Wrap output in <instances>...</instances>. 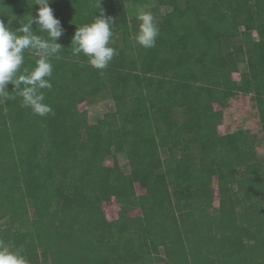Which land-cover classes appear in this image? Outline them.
<instances>
[{
    "label": "trees",
    "instance_id": "1",
    "mask_svg": "<svg viewBox=\"0 0 264 264\" xmlns=\"http://www.w3.org/2000/svg\"><path fill=\"white\" fill-rule=\"evenodd\" d=\"M130 1L51 0L64 29L42 90L52 111L23 107L12 84L0 98V241L28 264H264V157L255 134L219 132L230 99L250 95L264 142V0H169L147 49ZM38 8L0 0V20L16 30ZM101 15L122 38L103 70L71 47ZM36 59L26 51L22 69ZM104 94L115 109L91 123L79 105Z\"/></svg>",
    "mask_w": 264,
    "mask_h": 264
},
{
    "label": "clouds",
    "instance_id": "2",
    "mask_svg": "<svg viewBox=\"0 0 264 264\" xmlns=\"http://www.w3.org/2000/svg\"><path fill=\"white\" fill-rule=\"evenodd\" d=\"M50 3L51 0H35V4L39 5L36 15H31L16 30L0 20V98L8 96L10 92L7 86L12 84L13 91L22 97V106L30 108L39 116L52 111L50 105L44 102L45 94L42 90L52 88V58H58L62 46L57 41L64 33ZM137 19L139 26L135 41L146 49L154 47L159 27L153 14L141 11ZM34 23L38 25L37 30L47 33V38L33 30ZM113 24L111 17L101 15L96 16L93 22L77 27L71 41L72 54L78 57L83 53L87 56L89 65L99 70L105 69L117 54L116 49L110 46ZM26 51L34 52L37 57L35 67L31 70L22 69ZM0 264H28V261L22 254L0 241Z\"/></svg>",
    "mask_w": 264,
    "mask_h": 264
},
{
    "label": "rangeland",
    "instance_id": "3",
    "mask_svg": "<svg viewBox=\"0 0 264 264\" xmlns=\"http://www.w3.org/2000/svg\"><path fill=\"white\" fill-rule=\"evenodd\" d=\"M182 1V0H180ZM173 7V3L169 0H131L126 4L125 12L129 24L132 25L131 30L134 29L136 23V30H138L139 21L137 19L138 14L141 11L151 12L154 18H161L163 15L170 11ZM253 38L258 39V34L254 31ZM110 46L116 48L122 46V38L120 30L113 33L110 39ZM244 68V67H243ZM242 68V69H243ZM235 79L240 78V71L233 73ZM81 110L86 111L88 120L92 123L95 122L99 117L103 116L106 112L115 109L113 100L108 94H104L96 97L92 103L82 102L79 105ZM217 109H220L218 104L215 105ZM224 116L222 124L219 126V132L225 134L239 128L245 129L257 137L258 155L264 157V142L261 138L259 116L255 107L254 101L250 95L239 94L234 98H231L229 105L223 108ZM121 167L126 171L130 172L131 168L128 164L126 157L122 154L118 155ZM108 164L114 163L113 156H109L106 160ZM106 181H102L98 184L99 189L102 193L106 194L105 191ZM137 192L144 193L145 190L137 184ZM215 204H218V190L215 188ZM103 209L106 216L110 220H114L119 215L120 205L118 204L114 196H106L103 202ZM139 211L135 210L132 215L138 214ZM165 264V263H159Z\"/></svg>",
    "mask_w": 264,
    "mask_h": 264
}]
</instances>
